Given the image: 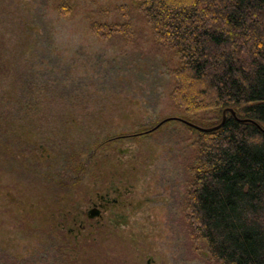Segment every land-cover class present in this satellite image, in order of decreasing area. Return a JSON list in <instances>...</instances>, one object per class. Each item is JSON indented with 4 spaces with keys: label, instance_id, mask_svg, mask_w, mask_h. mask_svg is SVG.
I'll return each mask as SVG.
<instances>
[{
    "label": "rangeland",
    "instance_id": "obj_1",
    "mask_svg": "<svg viewBox=\"0 0 264 264\" xmlns=\"http://www.w3.org/2000/svg\"><path fill=\"white\" fill-rule=\"evenodd\" d=\"M177 65L132 0H0V264H215L183 215Z\"/></svg>",
    "mask_w": 264,
    "mask_h": 264
},
{
    "label": "trees",
    "instance_id": "obj_2",
    "mask_svg": "<svg viewBox=\"0 0 264 264\" xmlns=\"http://www.w3.org/2000/svg\"><path fill=\"white\" fill-rule=\"evenodd\" d=\"M132 1L177 58L170 99L197 130L185 223L215 264H264V0ZM91 32L130 37L123 24L93 23ZM226 109L235 115L215 130L186 123L216 127Z\"/></svg>",
    "mask_w": 264,
    "mask_h": 264
},
{
    "label": "water",
    "instance_id": "obj_3",
    "mask_svg": "<svg viewBox=\"0 0 264 264\" xmlns=\"http://www.w3.org/2000/svg\"><path fill=\"white\" fill-rule=\"evenodd\" d=\"M227 111L230 112L231 114L235 115V113H234V111H233L232 109H226V110L223 112L222 122H221L219 125H217L216 127H213V128L205 129V128H201V127H198V126H196V125H193V124H191V123H188V122H186V123H187L188 125H190L191 127H194V128H196V129H198V130H200V131H205V132L212 131V130H215V129L219 128V127L223 124L224 119H225V117H226V112H227Z\"/></svg>",
    "mask_w": 264,
    "mask_h": 264
}]
</instances>
